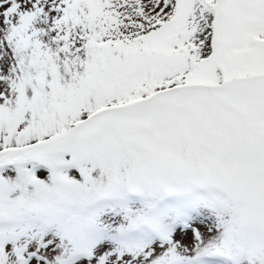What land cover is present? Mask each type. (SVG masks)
I'll list each match as a JSON object with an SVG mask.
<instances>
[{
    "label": "snow or ice",
    "instance_id": "1",
    "mask_svg": "<svg viewBox=\"0 0 264 264\" xmlns=\"http://www.w3.org/2000/svg\"><path fill=\"white\" fill-rule=\"evenodd\" d=\"M0 264H264V0H0Z\"/></svg>",
    "mask_w": 264,
    "mask_h": 264
}]
</instances>
